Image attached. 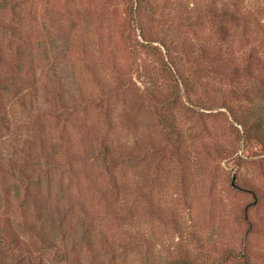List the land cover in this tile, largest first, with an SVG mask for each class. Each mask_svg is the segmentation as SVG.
Masks as SVG:
<instances>
[{
    "label": "rangeland",
    "instance_id": "obj_1",
    "mask_svg": "<svg viewBox=\"0 0 264 264\" xmlns=\"http://www.w3.org/2000/svg\"><path fill=\"white\" fill-rule=\"evenodd\" d=\"M136 1L0 5L1 264H264V0Z\"/></svg>",
    "mask_w": 264,
    "mask_h": 264
},
{
    "label": "trees",
    "instance_id": "obj_2",
    "mask_svg": "<svg viewBox=\"0 0 264 264\" xmlns=\"http://www.w3.org/2000/svg\"><path fill=\"white\" fill-rule=\"evenodd\" d=\"M22 1L23 0H2L0 5L3 8L9 7V6L12 8H15L16 6L20 5ZM136 2H137V6L136 8L133 7L132 14L134 13V18L137 19L138 14H141V12L144 13V10H143L144 1L137 0ZM170 58L171 60L173 59L172 56ZM262 87L264 88V81H263ZM262 92H263V95L261 96V99L258 100L259 108L261 105H264L263 104L264 103L263 102L264 101L263 100L264 99V89L262 90ZM5 114L7 115V111H5ZM2 117L5 118V116H2ZM255 127L258 132L262 133L264 129V112L259 109L257 110ZM4 143H5L4 141L0 140V175L10 173L11 175L15 176L16 174H12V173L18 168L17 156L15 155V152L18 149L16 148V145L18 144L17 143L13 144L12 146L13 150L10 151V150H6L8 146L6 144L5 146H3ZM103 157H105V155H103ZM2 188L6 192L7 197L4 200H2L3 202H1L0 200L1 203H5V201L8 199L11 202H13L14 198L20 201L21 199H24L23 193H28L29 191V188L27 187V185L23 183V179H21V182H13L12 184L7 185ZM17 231L18 230L16 228V222L13 221L12 215H10L9 213H6L5 215H3L2 212H0V254L4 255V252L11 253V256L13 258L12 261L14 262L18 260L20 261L23 259L24 254L18 256V254L16 253L18 249L23 248L24 251L28 255V259H30L31 262L34 261V255L31 249L28 247V244L26 242L22 241L21 235ZM62 253H63L62 256L67 258L68 260V257H69L68 253L67 252H62ZM0 264H1V260H0Z\"/></svg>",
    "mask_w": 264,
    "mask_h": 264
},
{
    "label": "water",
    "instance_id": "obj_3",
    "mask_svg": "<svg viewBox=\"0 0 264 264\" xmlns=\"http://www.w3.org/2000/svg\"><path fill=\"white\" fill-rule=\"evenodd\" d=\"M232 186L235 187V188H237V189H241V190H244V189H245V188H243L242 186H240V185L237 183V175H236V174L233 175ZM255 202H256V200H255ZM255 202H254V203H255Z\"/></svg>",
    "mask_w": 264,
    "mask_h": 264
}]
</instances>
